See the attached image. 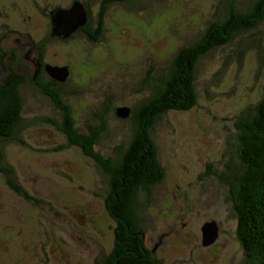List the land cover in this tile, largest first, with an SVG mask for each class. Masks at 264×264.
Returning <instances> with one entry per match:
<instances>
[{
	"label": "rangeland",
	"instance_id": "1",
	"mask_svg": "<svg viewBox=\"0 0 264 264\" xmlns=\"http://www.w3.org/2000/svg\"><path fill=\"white\" fill-rule=\"evenodd\" d=\"M79 1L94 23L104 13L106 31L98 42L79 32L83 28L73 39L52 34V12L74 0H0V85L10 66L23 77L24 143L7 144L5 166L29 194L14 191L0 173V264H115L108 259L121 244L106 202L109 177L99 161L70 145L58 126L60 108L32 83L37 65L29 58L40 44L47 65L69 67L57 89L61 103L75 111V126L87 135L98 132L95 152L123 160L120 147L134 135L132 108L158 96L156 86L170 78L181 50L196 44L233 2ZM250 1L236 0L237 8ZM50 33L68 41H54ZM196 89L197 104L168 112L152 133L164 175L149 189L150 198L141 193L137 208L141 244L151 248L145 264H252L230 193L245 172L235 119L264 96V21L253 34L207 53ZM121 108L130 110L127 118L116 116ZM208 238L212 243L205 246Z\"/></svg>",
	"mask_w": 264,
	"mask_h": 264
},
{
	"label": "trees",
	"instance_id": "2",
	"mask_svg": "<svg viewBox=\"0 0 264 264\" xmlns=\"http://www.w3.org/2000/svg\"><path fill=\"white\" fill-rule=\"evenodd\" d=\"M116 1L126 4L132 0ZM112 2L114 0H104L103 4L108 6ZM237 4L236 0L229 3L222 15L216 14L213 19L217 18L208 23L203 36L196 44L181 50L170 78L161 80L159 86H156V91L161 89L156 98L145 99L132 108L134 135L127 146L120 147L125 151L123 160L105 157L102 153L94 151L98 132L93 131L91 135H87L75 126L73 107L67 103H61V94L57 89L60 83L50 80L48 83H43L39 89L53 102L61 104L59 108L62 122L58 126L64 129L70 145L79 148L91 159L99 161L111 181L113 188L106 202L120 226L115 232L121 244L112 258L108 259L109 262L115 264H145L147 262L146 255L150 252L141 244L144 231L139 228L138 209L141 193H145L150 198L149 189L152 185L159 183L160 177L164 175L152 137L155 123H158L170 111H189L197 104V70L200 61L207 53L231 45L240 34L243 36L253 34L259 24L264 21V0L250 1L247 8L242 9L237 8ZM87 10L89 21L82 30L87 29L91 34L88 39L98 42L106 31L104 13H101L94 23L91 11L89 8ZM95 24L97 25L94 29ZM40 48L43 58L46 45L40 44ZM13 54L11 53V59L15 62L16 57ZM19 75L16 69L10 66L8 81L0 85V173L6 176L7 185L14 191L29 197L28 193L21 191V185L17 182L14 171L5 166L7 144L11 141L24 143L19 136L24 123L23 103L19 94V85L22 84L23 77ZM235 127L240 150V165L245 171L232 181L238 183L230 193L234 209L238 213L239 232L237 231V234L252 264H264V96L255 106L244 110L236 117ZM231 170L228 168V173Z\"/></svg>",
	"mask_w": 264,
	"mask_h": 264
},
{
	"label": "water",
	"instance_id": "3",
	"mask_svg": "<svg viewBox=\"0 0 264 264\" xmlns=\"http://www.w3.org/2000/svg\"><path fill=\"white\" fill-rule=\"evenodd\" d=\"M52 12L53 18V35L62 37L63 39H68L72 37L82 28L88 25L89 13L87 8L80 1H75L68 8H58ZM47 72L52 76V79L59 82L65 83L70 75L68 67H59L53 65H47ZM117 116L120 118H127L130 115V110L128 108L117 109ZM206 229V227H205ZM204 229V230H205ZM203 230V232H204ZM212 240L208 238L205 241L209 245Z\"/></svg>",
	"mask_w": 264,
	"mask_h": 264
},
{
	"label": "flooded vegetation",
	"instance_id": "4",
	"mask_svg": "<svg viewBox=\"0 0 264 264\" xmlns=\"http://www.w3.org/2000/svg\"><path fill=\"white\" fill-rule=\"evenodd\" d=\"M79 32L84 33L87 39L89 37H91V34L87 31V29H85L83 31H79ZM49 36L50 37H54L51 33H50ZM75 36H76V34H74V36H72L71 39H73ZM53 40L54 41H59V42H61V41L62 42H67L68 41V40L63 41L61 38H58V37H54ZM30 51L33 52L32 48H30L29 52ZM40 51H41V48L39 47L38 48V55H34L33 57H30L29 58V62L30 63H32V62L34 63L35 62L36 65H37L36 71L34 72L33 78L31 80H32L33 84H35L36 86H38L41 89V86L43 85L44 81H45V83L50 82L51 78L48 79V77H47L48 73H47L46 70H44V67H45V65H47V62H45L44 57L43 58L41 57ZM50 65H55V64L51 63ZM60 86L61 85H57V87H60ZM55 104L58 107L61 106V104H59V102H55ZM149 250L151 251V248H149Z\"/></svg>",
	"mask_w": 264,
	"mask_h": 264
}]
</instances>
